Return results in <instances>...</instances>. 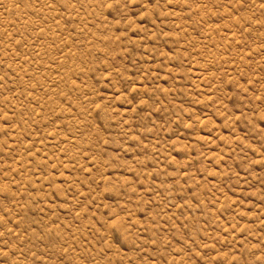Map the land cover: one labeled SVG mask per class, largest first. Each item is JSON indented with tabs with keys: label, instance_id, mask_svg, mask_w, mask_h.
I'll return each instance as SVG.
<instances>
[{
	"label": "rangeland",
	"instance_id": "374dc122",
	"mask_svg": "<svg viewBox=\"0 0 264 264\" xmlns=\"http://www.w3.org/2000/svg\"><path fill=\"white\" fill-rule=\"evenodd\" d=\"M0 264H264V0H0Z\"/></svg>",
	"mask_w": 264,
	"mask_h": 264
}]
</instances>
